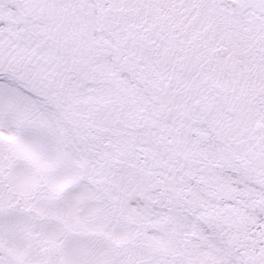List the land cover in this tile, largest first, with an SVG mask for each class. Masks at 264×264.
<instances>
[{
  "label": "snow or ice",
  "instance_id": "6c2138e0",
  "mask_svg": "<svg viewBox=\"0 0 264 264\" xmlns=\"http://www.w3.org/2000/svg\"><path fill=\"white\" fill-rule=\"evenodd\" d=\"M0 264H264V0H0Z\"/></svg>",
  "mask_w": 264,
  "mask_h": 264
}]
</instances>
